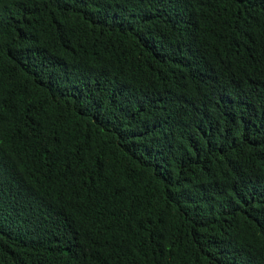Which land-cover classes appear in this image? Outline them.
<instances>
[{
	"label": "trees",
	"instance_id": "16d2710c",
	"mask_svg": "<svg viewBox=\"0 0 264 264\" xmlns=\"http://www.w3.org/2000/svg\"><path fill=\"white\" fill-rule=\"evenodd\" d=\"M0 264H264V0H0Z\"/></svg>",
	"mask_w": 264,
	"mask_h": 264
}]
</instances>
